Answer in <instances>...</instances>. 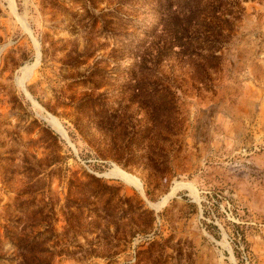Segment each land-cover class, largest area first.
<instances>
[{
	"label": "rangeland",
	"instance_id": "374dc122",
	"mask_svg": "<svg viewBox=\"0 0 264 264\" xmlns=\"http://www.w3.org/2000/svg\"><path fill=\"white\" fill-rule=\"evenodd\" d=\"M241 7L220 58L178 53L145 76L134 47L159 41L155 0H0V264H17L4 227L31 190L55 205L58 240L77 252L52 264H264V0ZM137 84L171 95L158 111L171 125L152 104L129 106ZM133 128L146 132L133 139ZM166 132L163 169L125 167L156 159ZM88 175L143 200L151 227L93 215L67 231L68 181Z\"/></svg>",
	"mask_w": 264,
	"mask_h": 264
},
{
	"label": "trees",
	"instance_id": "16d2710c",
	"mask_svg": "<svg viewBox=\"0 0 264 264\" xmlns=\"http://www.w3.org/2000/svg\"><path fill=\"white\" fill-rule=\"evenodd\" d=\"M155 1L163 27L156 36L159 41L153 42L150 47H146V42H140L134 47L140 59L134 65L137 71L139 69V72L145 76H154L155 70L165 59L178 53L189 58L202 57L206 60L220 58L217 53L222 50L223 43L231 38L234 21L239 19L240 14L245 10L241 7L243 0ZM191 47H194L193 50H190ZM176 48L180 51H175ZM141 88L142 85L137 84L136 94L134 99L129 101V106L137 103L141 109L152 104L153 108L149 112L151 117L156 121L161 120V125H171V116L158 113L159 110H167L165 108L175 104L171 95L166 92V96L155 98L154 94L144 95L145 92ZM145 132L133 128L131 138L142 137ZM173 135L171 132L160 135L162 146L156 159L147 155L135 156L125 164V167L146 161L147 168L151 167L159 172L168 161L167 145L170 143L169 137ZM45 162L48 163L47 167L57 163L52 158L45 159ZM38 165L40 167V162ZM40 175L41 172L37 171L31 179H37L36 182H39ZM88 178H90L89 183L77 178L68 181L67 211L63 212L67 231L70 230V226L79 227L81 218L87 219L93 215L102 220L114 219L121 224L129 222L136 227L137 232L151 227L154 212L144 209L143 200L139 201L137 196H120L119 189L103 184L101 179L94 176L88 175ZM93 183L96 186L91 188ZM33 188L35 185L30 187ZM38 191L27 192L30 200H18L16 211L20 215L4 227V237L17 253L11 260L17 264H52L56 257L73 256L77 253L68 252L65 245H61L56 234L58 219L55 205L39 200ZM123 235L127 236L126 233Z\"/></svg>",
	"mask_w": 264,
	"mask_h": 264
},
{
	"label": "bare ground",
	"instance_id": "6f19581e",
	"mask_svg": "<svg viewBox=\"0 0 264 264\" xmlns=\"http://www.w3.org/2000/svg\"><path fill=\"white\" fill-rule=\"evenodd\" d=\"M116 175L119 176L120 178L122 179H125V180H131V176L125 172H122V171H115ZM183 186L181 185H176L175 187H173V189L171 190L170 194L164 199L163 203H166L167 200L169 198H171L172 196L175 195V193L180 190Z\"/></svg>",
	"mask_w": 264,
	"mask_h": 264
}]
</instances>
